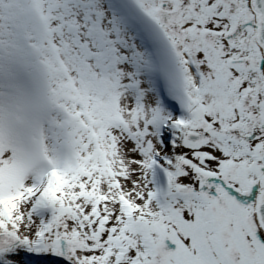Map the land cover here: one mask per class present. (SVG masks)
Listing matches in <instances>:
<instances>
[{
  "label": "snow or ice",
  "instance_id": "obj_1",
  "mask_svg": "<svg viewBox=\"0 0 264 264\" xmlns=\"http://www.w3.org/2000/svg\"><path fill=\"white\" fill-rule=\"evenodd\" d=\"M0 264H264V0H0Z\"/></svg>",
  "mask_w": 264,
  "mask_h": 264
}]
</instances>
